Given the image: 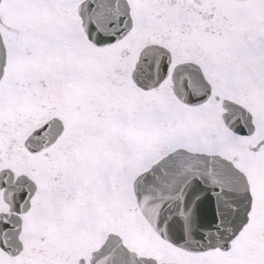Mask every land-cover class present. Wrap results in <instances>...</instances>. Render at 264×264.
Here are the masks:
<instances>
[{
	"label": "snow or ice",
	"instance_id": "1",
	"mask_svg": "<svg viewBox=\"0 0 264 264\" xmlns=\"http://www.w3.org/2000/svg\"><path fill=\"white\" fill-rule=\"evenodd\" d=\"M0 264H264V0H0Z\"/></svg>",
	"mask_w": 264,
	"mask_h": 264
}]
</instances>
